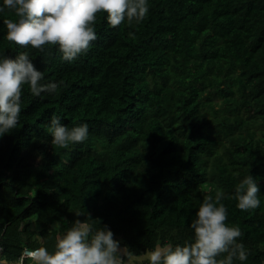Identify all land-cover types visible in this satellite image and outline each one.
Returning <instances> with one entry per match:
<instances>
[{"label": "trees", "instance_id": "obj_1", "mask_svg": "<svg viewBox=\"0 0 264 264\" xmlns=\"http://www.w3.org/2000/svg\"><path fill=\"white\" fill-rule=\"evenodd\" d=\"M148 3L131 27L111 28L98 15L97 39L71 63L56 46L8 42L11 13L0 12V58L28 51L41 83L60 84L38 97L25 86L19 123L0 137L3 259L53 251L87 216L135 253L182 244L205 196L221 189L227 223L243 233V264H264V0ZM53 116L69 129L86 123L88 138L53 145ZM248 174L261 204L241 211L232 195Z\"/></svg>", "mask_w": 264, "mask_h": 264}, {"label": "clouds", "instance_id": "obj_2", "mask_svg": "<svg viewBox=\"0 0 264 264\" xmlns=\"http://www.w3.org/2000/svg\"><path fill=\"white\" fill-rule=\"evenodd\" d=\"M7 10L12 18L4 20L7 41L24 49L43 52L56 46L61 58L73 62L90 49L97 39L95 24L105 14L111 28L142 23L149 13L148 0H3L0 12ZM130 36L134 35L129 33ZM44 74L35 67L30 53L23 51L15 58H0V137L16 129L21 113L22 92L32 96L56 93L60 84L41 83ZM51 143L61 149L83 143L89 135L88 125L68 128L53 116L48 129ZM235 175L239 176V173ZM260 189L248 174L235 185L232 199L241 211L260 207ZM223 190L205 196L189 227L190 240L173 244L156 242L142 253L114 239L107 225L96 227L90 216L75 219L72 226L58 236L54 250L41 246L26 250L16 261L0 260V264H243L248 251L238 242L243 233L227 223L228 212L222 203ZM76 217L81 213H74Z\"/></svg>", "mask_w": 264, "mask_h": 264}, {"label": "built area", "instance_id": "obj_3", "mask_svg": "<svg viewBox=\"0 0 264 264\" xmlns=\"http://www.w3.org/2000/svg\"><path fill=\"white\" fill-rule=\"evenodd\" d=\"M26 250H31V249H28V248H23L21 253L19 254L18 258L25 253ZM2 254H3V247L0 245V260H3L2 258ZM17 258V259H18ZM24 264H29V262L27 260H25Z\"/></svg>", "mask_w": 264, "mask_h": 264}, {"label": "rangeland", "instance_id": "obj_4", "mask_svg": "<svg viewBox=\"0 0 264 264\" xmlns=\"http://www.w3.org/2000/svg\"><path fill=\"white\" fill-rule=\"evenodd\" d=\"M34 218L33 217H29L28 219H26V221L24 222L26 224V226H30V228H34V224L33 223ZM32 222V223H31ZM58 225H54V228H57ZM70 228V227H69Z\"/></svg>", "mask_w": 264, "mask_h": 264}]
</instances>
